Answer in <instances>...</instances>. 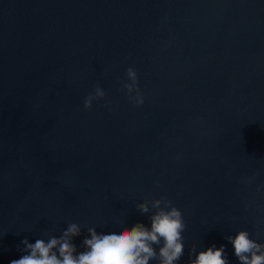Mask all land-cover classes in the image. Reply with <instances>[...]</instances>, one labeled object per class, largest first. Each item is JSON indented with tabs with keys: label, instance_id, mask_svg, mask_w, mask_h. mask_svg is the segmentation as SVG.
<instances>
[{
	"label": "water",
	"instance_id": "obj_1",
	"mask_svg": "<svg viewBox=\"0 0 264 264\" xmlns=\"http://www.w3.org/2000/svg\"><path fill=\"white\" fill-rule=\"evenodd\" d=\"M262 185L264 0H0V264L71 222L78 251L88 227L148 225L136 205L161 196L178 264L193 245L237 264L224 237L264 242Z\"/></svg>",
	"mask_w": 264,
	"mask_h": 264
},
{
	"label": "clouds",
	"instance_id": "obj_2",
	"mask_svg": "<svg viewBox=\"0 0 264 264\" xmlns=\"http://www.w3.org/2000/svg\"><path fill=\"white\" fill-rule=\"evenodd\" d=\"M125 75L128 83L123 84V89L129 102L138 106L143 103V97L137 73L128 67ZM105 97V91L95 87L84 100V110L90 109L93 101ZM254 179L255 175L242 182L250 185ZM136 208L141 214H149L148 225L136 222L104 232L88 227L79 246L82 250L78 251L74 240L82 236V229L79 224L71 222L59 236L44 233L47 239L37 238L34 243L22 239L23 248L19 251L23 254L10 264H178L185 255L182 233L186 225L181 210L164 196L145 199ZM224 239L232 245L237 264H264V242L252 238L248 230H237ZM185 264H229V260L224 245H211L200 251L193 245L188 250Z\"/></svg>",
	"mask_w": 264,
	"mask_h": 264
}]
</instances>
